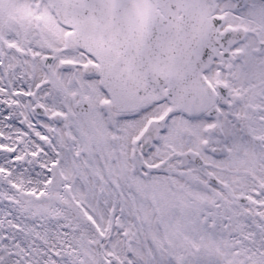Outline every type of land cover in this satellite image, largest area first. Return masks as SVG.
Masks as SVG:
<instances>
[{"label": "snow or ice", "instance_id": "obj_1", "mask_svg": "<svg viewBox=\"0 0 264 264\" xmlns=\"http://www.w3.org/2000/svg\"><path fill=\"white\" fill-rule=\"evenodd\" d=\"M0 264H264V0H0Z\"/></svg>", "mask_w": 264, "mask_h": 264}]
</instances>
